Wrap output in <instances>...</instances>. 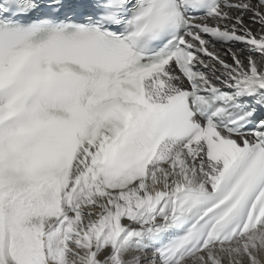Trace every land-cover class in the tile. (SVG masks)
Masks as SVG:
<instances>
[{
    "label": "snow or ice",
    "instance_id": "snow-or-ice-1",
    "mask_svg": "<svg viewBox=\"0 0 264 264\" xmlns=\"http://www.w3.org/2000/svg\"><path fill=\"white\" fill-rule=\"evenodd\" d=\"M0 264H264V0H0Z\"/></svg>",
    "mask_w": 264,
    "mask_h": 264
},
{
    "label": "bare ground",
    "instance_id": "bare-ground-1",
    "mask_svg": "<svg viewBox=\"0 0 264 264\" xmlns=\"http://www.w3.org/2000/svg\"><path fill=\"white\" fill-rule=\"evenodd\" d=\"M227 47H228V46L217 45V48H218L219 50H221L222 52H223L224 50H226Z\"/></svg>",
    "mask_w": 264,
    "mask_h": 264
}]
</instances>
